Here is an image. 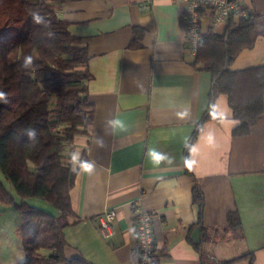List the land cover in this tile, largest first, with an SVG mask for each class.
<instances>
[{
  "label": "crops",
  "instance_id": "crops-1",
  "mask_svg": "<svg viewBox=\"0 0 264 264\" xmlns=\"http://www.w3.org/2000/svg\"><path fill=\"white\" fill-rule=\"evenodd\" d=\"M238 1L264 14V0ZM183 10L179 0H152L149 7L146 0H68L56 10L87 49L93 107L86 132L69 147L75 177L63 229L68 259L137 264L133 202L138 201L151 213L159 264H201L191 241L202 239V250L227 259L217 256L214 245L231 235L250 245L253 264H264V116L248 135L233 137L237 121L228 96L218 94L216 117L202 124L185 166V147L208 107L212 77L191 63ZM135 29L139 47L131 48ZM259 64L264 36L240 51L230 68ZM88 163L91 172L83 167ZM195 183L203 194L200 219ZM108 208L116 217L111 235L102 238L94 218ZM230 211H238L242 233L225 229Z\"/></svg>",
  "mask_w": 264,
  "mask_h": 264
},
{
  "label": "trees",
  "instance_id": "trees-1",
  "mask_svg": "<svg viewBox=\"0 0 264 264\" xmlns=\"http://www.w3.org/2000/svg\"><path fill=\"white\" fill-rule=\"evenodd\" d=\"M66 1L0 0V91L7 94V102L0 101V171L19 198L16 201L0 179V204L14 206L19 215L16 231L24 257L16 264H91L81 256L64 255L63 229L69 223V189L75 177L69 147L76 135L86 132L93 114L87 91V49L69 31L70 22L56 14ZM11 33L15 36H6ZM261 36L264 14L252 10L230 16L219 31L208 27L201 33L191 63L212 78L208 107L185 147L187 169L189 148L199 129L216 117L218 94L228 96L237 121L233 137L248 135L264 116V64L230 68L239 52L252 48ZM138 38L135 29L131 48L139 47ZM29 56L32 63L25 67ZM30 130H35V139L28 136ZM85 160L83 155L80 163ZM29 197L46 200L59 214L29 205ZM193 197L200 219L203 194L196 183ZM225 229L242 233L238 211L227 213ZM206 230L202 227L203 238ZM204 240L191 241L201 254V264H234L241 259L253 264L252 251L218 259L202 250Z\"/></svg>",
  "mask_w": 264,
  "mask_h": 264
},
{
  "label": "built area",
  "instance_id": "built-area-1",
  "mask_svg": "<svg viewBox=\"0 0 264 264\" xmlns=\"http://www.w3.org/2000/svg\"><path fill=\"white\" fill-rule=\"evenodd\" d=\"M184 3L183 20L187 34V48L191 55H195L201 33L208 27L216 28L224 24L232 15H246L247 9L241 6L238 0H179ZM152 0H146L149 7ZM207 19L202 24L203 18ZM133 225L135 247L138 253L137 264H159L156 254L155 237L152 228L151 213L144 209L138 201L133 202ZM116 214L114 209H105L97 215L96 222L102 238H108L112 233V225Z\"/></svg>",
  "mask_w": 264,
  "mask_h": 264
},
{
  "label": "rangeland",
  "instance_id": "rangeland-1",
  "mask_svg": "<svg viewBox=\"0 0 264 264\" xmlns=\"http://www.w3.org/2000/svg\"><path fill=\"white\" fill-rule=\"evenodd\" d=\"M222 25L216 27V30H221ZM18 34V33H17ZM9 37H14L15 35L11 33L6 35ZM5 38V36H1ZM0 179L6 188L13 194L16 201L19 198L11 186V184L5 179L2 172L0 171ZM26 202L34 207L40 208L42 210L54 213L55 208L46 200L37 197H29ZM19 222V215L14 206H4L0 204V264H16L19 260H22L24 255L21 250L20 237L16 231V224ZM250 249V245L245 241V239H236L230 237V239H225L222 242L214 245V251L218 257L221 258H232L236 255L247 252ZM234 264H248L246 259H241L236 261Z\"/></svg>",
  "mask_w": 264,
  "mask_h": 264
},
{
  "label": "clouds",
  "instance_id": "clouds-1",
  "mask_svg": "<svg viewBox=\"0 0 264 264\" xmlns=\"http://www.w3.org/2000/svg\"><path fill=\"white\" fill-rule=\"evenodd\" d=\"M36 21L39 22L40 21V17L37 16L35 17ZM32 63V58L29 56L25 59L24 61V66L27 67L28 65H30ZM0 101L2 102H7V94L3 91H0ZM28 136L31 138V139H35L36 137V132L35 130H30L28 133ZM209 140H211V135H209ZM155 155V154H154ZM79 158V154L78 153H75L73 154L72 156V161L75 163ZM84 169L88 172H91L92 171V168H93V165L91 163H88L86 165H83Z\"/></svg>",
  "mask_w": 264,
  "mask_h": 264
},
{
  "label": "snow or ice",
  "instance_id": "snow-or-ice-1",
  "mask_svg": "<svg viewBox=\"0 0 264 264\" xmlns=\"http://www.w3.org/2000/svg\"><path fill=\"white\" fill-rule=\"evenodd\" d=\"M157 159H159V157H157Z\"/></svg>",
  "mask_w": 264,
  "mask_h": 264
}]
</instances>
